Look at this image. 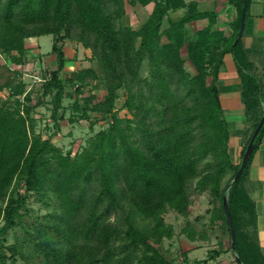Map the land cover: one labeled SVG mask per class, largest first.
Returning a JSON list of instances; mask_svg holds the SVG:
<instances>
[{"label": "trees", "instance_id": "16d2710c", "mask_svg": "<svg viewBox=\"0 0 264 264\" xmlns=\"http://www.w3.org/2000/svg\"><path fill=\"white\" fill-rule=\"evenodd\" d=\"M252 0H228L238 11L228 34L217 28V17L200 13L185 0H7L0 14V55L24 66L26 41L53 37L57 68L42 77L44 97H52L53 122L64 119L67 87L77 99L71 123L99 115L107 131L90 139L81 151L65 154L52 139L37 134L32 98L22 81L10 77L0 85V264H175L160 249L175 237L165 221L169 210L189 214L192 194L207 195L213 209L210 225L231 234L224 212L227 196L236 230V254L243 264H264V252L255 238V205L245 188L253 156L239 181L228 191L241 163L229 154L230 133L217 87L225 55L231 54L242 81L246 108V148L264 117V91L251 73L242 40L234 45ZM154 3L139 30L126 23V6ZM186 9L177 20L170 11ZM208 25L188 34L191 24ZM168 21V26H165ZM71 39L92 53L98 70L81 69L63 79L70 60L65 42ZM196 71L190 76L185 64ZM148 66V76L143 68ZM21 77L22 71H14ZM101 82L105 95L83 97L92 82ZM127 92L124 108L116 109L119 92ZM8 92L4 101L3 92ZM62 112V113H61ZM37 197L49 211L30 225L28 203ZM25 212V213H24ZM21 226L25 236L6 245L10 230ZM192 242L206 240L190 225L183 231ZM233 253V252H232ZM223 254L209 252L207 263ZM234 255V254H233Z\"/></svg>", "mask_w": 264, "mask_h": 264}, {"label": "rangeland", "instance_id": "374dc122", "mask_svg": "<svg viewBox=\"0 0 264 264\" xmlns=\"http://www.w3.org/2000/svg\"><path fill=\"white\" fill-rule=\"evenodd\" d=\"M7 0H0V14L3 5ZM133 24L138 26L143 24L147 17H132ZM127 21V20H126ZM127 23V22H126ZM195 25V23H194ZM195 28H192V24L188 28L189 36H192L195 32ZM66 54L70 62L68 63L65 71L62 74L63 79H68L71 75L81 69L93 68L98 70V64L92 59V53L90 50H86L81 44L76 41L68 39L65 44ZM53 37L44 36L38 38H31L26 41V47L29 50L28 56L26 57V63L24 66H16L11 64L6 56L0 55V85H5L10 77L17 79V84L22 81L26 85V93H30L32 96L31 106L38 104L41 100L44 101L42 106L38 107L32 117L35 121L36 132L41 134L44 139L50 138L53 143L60 147L65 154H72L81 151L85 148L90 139L94 138L98 133L107 131L109 129V122L102 119L97 115L98 118H93L90 121H79L77 123H71L70 119L74 115V103L77 99L75 88L72 86L67 87V93L69 97L64 100V107L66 113L64 119L56 125L51 119L52 116V97H44L42 88V77L48 76L53 70L57 68L56 58L52 53ZM185 67L190 76H195L196 71L190 62H186ZM14 71H22V76H17ZM148 66L145 65L143 68L142 76H148ZM83 97L96 94L100 100L105 95V87L101 82H92L87 88L84 89ZM2 96L4 101L8 100V92H3ZM127 92L122 89L119 92V100L116 104L118 110V117L121 119L131 118L128 111L124 108L126 101ZM62 113V112H61ZM28 209L30 210L29 216L24 217V224L30 225L35 222L38 217L45 216L49 211L45 207L42 200L37 197L30 199L28 203ZM211 200L207 195L192 194V204L190 206L189 214L187 216H181L176 211L169 210L165 215V221L167 224L172 225L175 229V237L172 240H166L160 249L167 253L175 264H183V257L186 252L187 246L190 245L188 237L183 234L182 231L187 227L191 226L199 234L212 235L217 237L219 229H215L214 226L210 225ZM25 213V212H24ZM4 226L2 217H0V229ZM25 236V233L21 226L10 230L7 236L4 238L6 245H13L21 241ZM216 243V241H214ZM200 245H203L200 243ZM216 245V244H215ZM215 245L211 243L204 244L203 248H212ZM204 259L207 257V251H199L196 253L194 258ZM192 258V257H191ZM35 263L41 264L37 258L34 260ZM11 264V262H9ZM17 264H25L23 260H18Z\"/></svg>", "mask_w": 264, "mask_h": 264}, {"label": "crops", "instance_id": "0c3cea01", "mask_svg": "<svg viewBox=\"0 0 264 264\" xmlns=\"http://www.w3.org/2000/svg\"><path fill=\"white\" fill-rule=\"evenodd\" d=\"M185 3L187 6H195L200 13L215 14L217 17V28L228 34L231 32V25L238 19L237 8L229 4L228 0H185ZM154 7V3L145 8L141 6L132 8L127 5V25L135 30H139L152 14ZM185 14L186 9H181L170 11L167 17H170L172 20H177ZM132 17L147 18L142 25L135 26ZM207 25L208 20H202L195 22V25L193 23L192 28L199 29ZM165 26H168V21H165ZM36 39L38 41V38ZM241 40L244 48L248 52V58L252 65L251 73L258 79L264 91V0H252ZM64 50L66 53V46ZM217 87L220 92L224 118L230 133L229 154L232 162L238 165L242 162V153L246 142V108L242 100V81L237 64L231 54H227L224 57L219 72ZM245 188L255 205V238L264 252V136L253 156L248 176L245 180ZM215 229H219L220 232L217 237L207 235L208 238L206 240H198L195 242L189 239L187 240L190 245L187 246L184 254L183 264H238L233 253L228 252L230 247L228 232L220 225L216 226ZM200 243L203 245H200ZM209 243L216 245L212 248L201 247ZM204 250L207 251L206 258H194L196 253ZM211 251H222L223 254L218 258L204 263L203 261L208 259L209 252Z\"/></svg>", "mask_w": 264, "mask_h": 264}, {"label": "water", "instance_id": "95a60500", "mask_svg": "<svg viewBox=\"0 0 264 264\" xmlns=\"http://www.w3.org/2000/svg\"><path fill=\"white\" fill-rule=\"evenodd\" d=\"M246 17H247V2L245 1L244 6L242 8V15H241V23L239 26V30L238 33L236 35V39H235V43L234 45H237L242 37H243V33H244V28H245V22H246ZM264 129V117L262 118V120L260 121L259 125L257 126L255 132L253 133V136L246 148V152L244 153L243 159H242V163H241V167L239 169V171L237 172L235 178L233 179L232 183L228 186L227 190L229 191L232 186L237 183L240 179V177L242 176L248 162L250 161V158L252 156V153L254 151L255 148V144L256 141L259 137V135L261 134L262 130ZM224 212L226 215V220H227V224L228 227L230 229V234H231V249L232 252L234 254L235 260L238 264H243L242 261L239 259V257L236 254V230L234 228V224L232 221V217H231V211H230V207L228 204V198L227 196L224 197Z\"/></svg>", "mask_w": 264, "mask_h": 264}]
</instances>
